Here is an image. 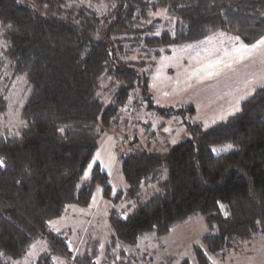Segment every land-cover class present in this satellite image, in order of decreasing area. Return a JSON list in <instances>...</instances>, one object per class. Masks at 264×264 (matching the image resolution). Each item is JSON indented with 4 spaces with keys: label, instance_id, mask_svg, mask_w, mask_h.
Returning <instances> with one entry per match:
<instances>
[{
    "label": "trees",
    "instance_id": "obj_1",
    "mask_svg": "<svg viewBox=\"0 0 264 264\" xmlns=\"http://www.w3.org/2000/svg\"><path fill=\"white\" fill-rule=\"evenodd\" d=\"M35 1L39 8L0 0V77L9 69L10 78L26 82L21 124L0 134V264L21 259L38 235L53 251L68 253L48 221L66 205H86L95 185L108 195L109 176L98 164L86 182L83 171L101 132L128 100L137 102L138 92L150 99V67L162 52L220 32L244 43L264 35V0ZM159 8L176 18L174 33L155 32ZM8 105L0 89V113ZM186 124L187 139L160 151L123 153L127 187L113 198L135 206L110 213L108 261L145 264L144 256L132 263L124 249L193 214L204 217L209 231L203 242L214 254L238 250L264 231V86L224 122ZM228 142L234 146L229 152L211 150ZM97 242L91 240L75 263L95 264ZM194 250L198 264H212ZM33 264L57 263L45 252Z\"/></svg>",
    "mask_w": 264,
    "mask_h": 264
},
{
    "label": "rangeland",
    "instance_id": "obj_2",
    "mask_svg": "<svg viewBox=\"0 0 264 264\" xmlns=\"http://www.w3.org/2000/svg\"><path fill=\"white\" fill-rule=\"evenodd\" d=\"M16 1L33 9L40 7L35 0ZM153 19L157 34L163 31L174 33L177 29L176 18L167 14L164 8L157 9ZM218 34L171 47L168 53L162 52L152 64V69L150 67V99L138 92V101L132 102V96L129 103L111 119L110 125L103 129L81 181H88L92 168L98 164L109 176L108 195L104 194L102 186L95 185L86 205H66L63 213L47 224L51 233L62 237L68 253L53 251L48 239L38 235L25 255L13 264H33L45 252L57 264H78L75 263L76 256L85 252V246L93 239L98 241L94 263L117 264L114 259L108 261L105 256L111 232L109 216L113 209L127 213L135 206L133 200L113 198L127 187L120 170L123 153L133 150L132 147L160 151L166 143L187 139L191 134L186 129V123L207 128L224 122L239 110L241 103L255 89L264 86V43L257 44L264 35L252 43H244L237 36L222 32ZM254 44L257 46L251 47ZM216 61L223 63L216 64L213 69L206 68ZM197 69L200 71L196 72ZM208 71L217 74L208 76ZM0 89L6 90L9 103L8 109L0 113L2 134L15 131L21 124L20 109L26 93V82L22 77L10 78V71L6 69L0 77ZM188 106L192 107L193 112L188 110ZM162 108L165 110L159 111ZM228 145L232 147L228 148ZM233 148L229 142L211 146L215 154L226 153ZM208 231L204 217L193 214L162 235L146 233L137 243L128 245L124 252L126 258L130 256L132 263L138 259L143 262L144 256L145 264H179L184 259L189 264H198L194 250V247H198L212 264H264V231H258L238 250L220 254L211 253L203 242ZM120 257L117 253V260Z\"/></svg>",
    "mask_w": 264,
    "mask_h": 264
},
{
    "label": "snow or ice",
    "instance_id": "obj_3",
    "mask_svg": "<svg viewBox=\"0 0 264 264\" xmlns=\"http://www.w3.org/2000/svg\"><path fill=\"white\" fill-rule=\"evenodd\" d=\"M238 39V38H237ZM262 43H264V38H262L260 41H257V44H262ZM257 44H254V45H252L251 47H253V48H255L256 46H257ZM241 47H243V48H247L248 46L247 45H241ZM237 51H239V49H237ZM219 63H223L222 61H216V62H214V63H209L207 66H206V68L207 69H213L214 67H215V65L216 64H219ZM200 71V69H197L196 70V72H199ZM215 74H217L216 72H213V71H208L207 72V75L208 76H212V75H215ZM228 148H230V147H232L231 145H228L227 146ZM214 151H215V149H214ZM87 175H88V173L86 172L85 173V177H87ZM221 207H223V206H221Z\"/></svg>",
    "mask_w": 264,
    "mask_h": 264
},
{
    "label": "bare ground",
    "instance_id": "obj_4",
    "mask_svg": "<svg viewBox=\"0 0 264 264\" xmlns=\"http://www.w3.org/2000/svg\"><path fill=\"white\" fill-rule=\"evenodd\" d=\"M130 137V136H129Z\"/></svg>",
    "mask_w": 264,
    "mask_h": 264
}]
</instances>
